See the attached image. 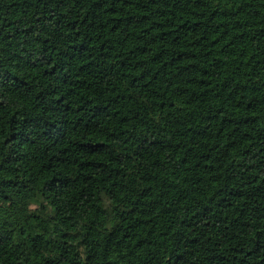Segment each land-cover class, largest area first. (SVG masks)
Here are the masks:
<instances>
[{
	"label": "trees",
	"instance_id": "16d2710c",
	"mask_svg": "<svg viewBox=\"0 0 264 264\" xmlns=\"http://www.w3.org/2000/svg\"><path fill=\"white\" fill-rule=\"evenodd\" d=\"M0 264H264V0H0Z\"/></svg>",
	"mask_w": 264,
	"mask_h": 264
}]
</instances>
